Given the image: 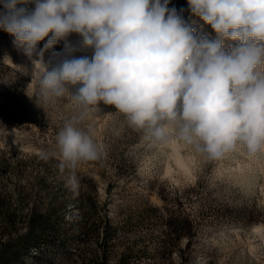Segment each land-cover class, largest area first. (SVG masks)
Wrapping results in <instances>:
<instances>
[{"label": "rangeland", "instance_id": "obj_1", "mask_svg": "<svg viewBox=\"0 0 264 264\" xmlns=\"http://www.w3.org/2000/svg\"><path fill=\"white\" fill-rule=\"evenodd\" d=\"M168 7L214 38L187 0H170ZM47 39L29 57L0 29V209L17 212L22 233L32 212L55 211L61 236L50 241L49 231L41 255L25 263L89 264L105 252L100 264H264L256 256L260 250H250L247 242L249 230L264 225V156L235 151L209 161L174 139L189 160L182 167L171 143L145 140L114 106L101 102L78 127L94 129L105 155L79 164V187L67 186L69 172L61 170L60 160L41 154L58 151L57 134L78 110L67 97L38 99L37 78L26 71ZM79 39L73 34L69 42ZM63 48L61 41L44 51L46 65ZM106 222L113 227L108 238ZM5 226L0 216V228Z\"/></svg>", "mask_w": 264, "mask_h": 264}, {"label": "clouds", "instance_id": "obj_2", "mask_svg": "<svg viewBox=\"0 0 264 264\" xmlns=\"http://www.w3.org/2000/svg\"><path fill=\"white\" fill-rule=\"evenodd\" d=\"M169 2L0 0V29L26 55L48 38L34 61L38 99L67 97L78 110L57 134L58 151L41 154L60 160L72 190L78 165L105 155L94 129L78 127L101 102L155 145L176 139L209 161L264 156V0H187L214 38ZM61 41L45 65L44 51ZM89 49L91 58L72 55Z\"/></svg>", "mask_w": 264, "mask_h": 264}, {"label": "trees", "instance_id": "obj_3", "mask_svg": "<svg viewBox=\"0 0 264 264\" xmlns=\"http://www.w3.org/2000/svg\"><path fill=\"white\" fill-rule=\"evenodd\" d=\"M0 110L3 111L1 106ZM0 201L3 202V198H0ZM0 216H4L7 223L3 230L0 228V264H26L25 261L28 256L39 257L41 255V243L47 241L49 231L50 241L55 238L61 239L56 230L57 226L53 221L56 216L55 211L50 210L46 213L32 212L28 220V230L24 233L19 232L17 229V212L0 209ZM103 228L104 238H108L113 234V227L108 222ZM6 235L7 237L4 238ZM104 255L105 252L103 256H96V259L90 260L89 264H100V260L104 259Z\"/></svg>", "mask_w": 264, "mask_h": 264}, {"label": "bare ground", "instance_id": "obj_4", "mask_svg": "<svg viewBox=\"0 0 264 264\" xmlns=\"http://www.w3.org/2000/svg\"><path fill=\"white\" fill-rule=\"evenodd\" d=\"M92 50L89 49L87 51H76L74 57L75 58H79L82 56H87L89 58H91L92 56ZM39 60V59H36ZM36 60H31L30 63H27L26 65V71L27 72H34L35 70V64L34 61ZM43 62L45 63V61L43 60ZM46 65V63H45ZM39 64L36 65V70L39 69ZM169 143H171L174 147L175 150V158L177 160V162L182 166V167H187L188 166V158L184 157L183 155L180 154V152L177 150V146L178 143L176 140H171ZM248 245H249V249L250 250H260L257 252L256 256L261 257L262 259H264V225L263 224H256L254 225L248 232ZM257 236V237H256ZM262 249V250H261ZM256 253V252H255Z\"/></svg>", "mask_w": 264, "mask_h": 264}]
</instances>
